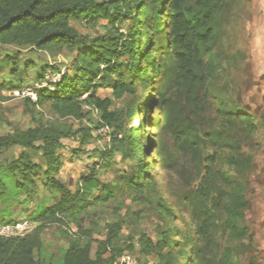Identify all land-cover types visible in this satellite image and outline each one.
Instances as JSON below:
<instances>
[{
  "label": "rangeland",
  "instance_id": "obj_1",
  "mask_svg": "<svg viewBox=\"0 0 264 264\" xmlns=\"http://www.w3.org/2000/svg\"><path fill=\"white\" fill-rule=\"evenodd\" d=\"M164 9L162 24L167 25L170 8ZM71 25L89 39L109 29L102 26L93 29L74 21ZM215 28L211 53L206 58L211 73L206 86L208 93L201 99L200 106L187 97L186 89L166 92L163 76L168 63L163 61L153 84L146 90L137 88L131 115L122 103L117 102L110 108L119 112V122L124 129L122 135L130 125H147L140 138L142 151L146 153L142 155L146 164L141 175L146 184L144 192L136 191L126 183L134 173L137 161L124 158L117 151L107 155L114 128L110 127L109 137L97 136L98 116L91 114L89 119L81 122L60 120L47 105L39 112L40 121L65 124L77 131L74 137L62 140L64 148L57 154L61 166L56 179L75 192L83 177L95 175L102 187L94 190L88 196L89 200L104 197L103 189L112 194L110 200L91 204L82 214L84 226L92 227L94 231L92 257L97 241L105 239L106 224H120L118 242L123 252H129L127 247L131 246V253L138 260L157 261L153 254L144 255L140 251L142 236L154 241L168 229L172 231L171 241L180 240L176 229H198L209 216L207 247V237L203 240L198 232L191 234L193 241L184 247L191 252L196 242L203 253L201 264H221L220 259L226 253L231 257V264H264V0H224L216 16ZM144 38L143 35L142 51L152 39ZM12 51H21L22 61H30L28 65L31 66L28 75L24 76L26 81L18 89L2 93L7 99L0 101V134L25 129L31 123L27 102L18 95L19 91L35 86L37 75L43 69V82L50 84L51 78L57 80V75L67 70L74 56L65 49L39 52L31 47H12ZM161 94H166L170 100L167 112L161 113L155 108L143 114L141 110L152 100L160 102ZM98 95L112 98L109 87L99 89ZM229 112L235 115L229 118ZM181 125L189 127L197 140L199 153L196 159H192L190 152L175 140L174 131ZM149 141L154 147L147 152ZM21 151L16 147L2 157L11 160ZM246 157L248 162H244ZM32 161L45 167L39 153L32 155ZM148 173L153 174L155 191H149ZM36 180L38 185L33 194L22 196L16 205L10 207L0 203V223L29 219L36 225L37 212L56 203V191L43 183L41 174ZM234 194L245 204L236 232L226 227L224 211L225 203ZM161 205L170 207L172 214H166L163 209L160 212L158 207ZM71 229L76 230L68 219L60 216L47 225L35 258L43 264L60 261L74 239ZM179 261L182 263L184 258Z\"/></svg>",
  "mask_w": 264,
  "mask_h": 264
},
{
  "label": "trees",
  "instance_id": "obj_2",
  "mask_svg": "<svg viewBox=\"0 0 264 264\" xmlns=\"http://www.w3.org/2000/svg\"><path fill=\"white\" fill-rule=\"evenodd\" d=\"M223 5L224 0H0V101L7 99L2 94L4 91L16 90L26 81L24 76L28 75L31 66L28 65L30 61H22L21 51L11 52L12 47H31L39 52L65 49L74 53L59 82L35 89L36 101L25 98L30 125L0 134V203L11 207L19 203L22 196L33 194L40 174L43 183L51 186L58 196L56 203L37 212L36 226L29 234L0 238V264H43L35 258V252L42 246L44 228L59 216L74 225L76 237L70 241L60 261L54 264H112L123 253L118 242L120 224L110 223L105 225V239L97 241L91 256L94 231L92 227L84 226L82 214L89 205L110 200L112 194L103 189L104 197L89 200L88 196L102 187L95 175L83 177L75 192L56 179L61 166L57 154L64 148L62 140L74 137L77 131L53 121L44 123L40 121L39 112L47 105L58 119L81 122L91 116L82 104L96 108L99 114L97 126L100 120L114 128L107 155L117 151L124 158L135 159V171L126 183L136 191L144 192L146 184L141 175L146 164L142 155L146 153L142 151L140 138L147 125H130L122 135L124 129L119 122V112L110 108L117 102L122 103L131 115L137 88L146 90L153 84L163 61L168 63L163 76L166 92L186 89L187 97L200 106L201 99L208 93L206 86L211 73L206 58L216 35V16ZM166 6L170 8V14L168 24L163 25ZM72 21L93 29L101 26L109 29L89 39L71 25ZM143 35L146 40L152 39L142 51ZM44 71L37 75L38 83L43 82ZM104 87L111 89L112 98L98 95V90ZM82 95L84 99H81ZM160 97L159 103L152 100L142 113L155 108L166 113L170 100L166 94ZM234 115V112L228 113L229 118ZM156 126L159 127L158 120ZM174 133L176 142L196 159L198 143L189 127L181 125ZM147 144L146 151L149 152L154 146L152 141ZM16 147L22 149L17 157L11 160L2 157ZM35 153L41 154L44 168L32 161ZM244 162H248V157ZM152 175L146 176L149 191L156 190ZM221 177L227 181L224 175ZM161 206L158 207L160 212L163 209L166 214H172L170 207ZM244 206L242 198L236 194L225 203V225L229 230L237 231ZM210 225L211 218L206 216L198 229H176L181 239L175 241H171L172 231L168 229L154 241L142 236L140 251L144 255L153 254L158 264H201L203 253L196 242L191 252L184 247L193 241L191 234L198 232L205 240ZM207 244L208 237L206 247ZM127 249L131 253L132 247ZM181 257L184 258L182 263ZM220 262L231 264V257L226 253Z\"/></svg>",
  "mask_w": 264,
  "mask_h": 264
},
{
  "label": "built area",
  "instance_id": "obj_3",
  "mask_svg": "<svg viewBox=\"0 0 264 264\" xmlns=\"http://www.w3.org/2000/svg\"><path fill=\"white\" fill-rule=\"evenodd\" d=\"M64 73V72H63ZM63 73H59L57 75L58 79H52L49 82H59V78L62 77ZM48 82H41L36 83L34 87H26L19 91L18 95L23 98H29L32 101H36V92L35 89L45 87L47 86ZM84 95L81 96V99H84ZM82 108L86 111H90L91 114L98 116V111L96 108L88 105V104H82ZM109 130L110 127H108L106 124L102 123L99 120V124L97 126V129L95 131V134L97 136L102 137H109ZM29 219H18L11 222H5L0 223V238L8 239V238H19L23 237L27 234H29L32 229L35 227ZM70 234L73 237H76V232L74 229H71ZM112 264H158L154 260L144 259V260H138L137 257L134 254L123 252L121 255L116 257V259L113 261Z\"/></svg>",
  "mask_w": 264,
  "mask_h": 264
},
{
  "label": "water",
  "instance_id": "obj_4",
  "mask_svg": "<svg viewBox=\"0 0 264 264\" xmlns=\"http://www.w3.org/2000/svg\"><path fill=\"white\" fill-rule=\"evenodd\" d=\"M163 10H165V9H163Z\"/></svg>",
  "mask_w": 264,
  "mask_h": 264
}]
</instances>
